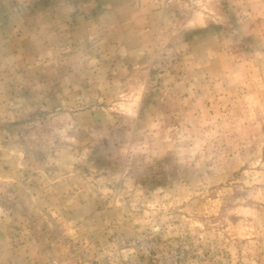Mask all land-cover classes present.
I'll return each mask as SVG.
<instances>
[{"label":"rangeland","instance_id":"obj_1","mask_svg":"<svg viewBox=\"0 0 264 264\" xmlns=\"http://www.w3.org/2000/svg\"><path fill=\"white\" fill-rule=\"evenodd\" d=\"M0 264H264V0H0Z\"/></svg>","mask_w":264,"mask_h":264}]
</instances>
